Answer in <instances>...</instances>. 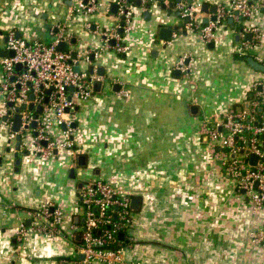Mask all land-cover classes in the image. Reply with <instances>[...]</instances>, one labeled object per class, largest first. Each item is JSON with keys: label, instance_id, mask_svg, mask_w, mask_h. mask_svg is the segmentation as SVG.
I'll use <instances>...</instances> for the list:
<instances>
[{"label": "crops", "instance_id": "0c3cea01", "mask_svg": "<svg viewBox=\"0 0 264 264\" xmlns=\"http://www.w3.org/2000/svg\"><path fill=\"white\" fill-rule=\"evenodd\" d=\"M235 1L191 5L204 22L214 15L213 6L219 10ZM245 1L253 6L244 25L260 30L258 41L247 39L248 31L240 33L241 19L230 23L231 16L215 28L211 42L184 27L164 40L161 29L182 21L177 7L170 10L167 0L168 7L154 6L149 19L143 0L142 6L132 2L133 16L123 32L127 50L118 53L104 46L101 35L118 23L112 0H98L92 13L72 12L79 0H0V52L11 32L48 42L63 29L66 50L99 52L93 62H80L81 71L90 73L93 66L95 73L104 72L101 91L76 100L75 148L46 157L28 141L16 170L13 124L0 121V264H105L83 262L70 239L85 175L139 199L121 264H264V246L251 237L264 226V206H256L225 174L221 150L207 133L264 81V72L246 59L264 64V2ZM51 130L63 138L61 128ZM48 203L62 210L60 234L43 233L28 218V211Z\"/></svg>", "mask_w": 264, "mask_h": 264}, {"label": "built area", "instance_id": "2783aa9c", "mask_svg": "<svg viewBox=\"0 0 264 264\" xmlns=\"http://www.w3.org/2000/svg\"><path fill=\"white\" fill-rule=\"evenodd\" d=\"M115 1L118 4L115 13L118 23L102 31L101 35L106 48L112 47L118 53H124L127 46L120 29L126 31L129 28L133 6L130 0ZM252 6L245 0H237L231 7L221 6L217 11V18L205 23L196 16L198 8L188 4L186 0H181L176 5L181 12L184 29L199 31L207 43L213 40L215 28L228 16L249 17ZM97 8L98 0H79L72 12L92 13ZM236 11L239 14L236 15ZM186 18H190V21H185ZM246 31L252 33L254 41L261 37L257 27H246L243 32ZM65 39L63 29L51 43L39 40L28 42L11 32L7 36L6 54H0V97L4 100V107L0 109V121L12 126L19 108L22 122L18 133L22 136V147H27L30 134L36 147L34 152L46 157L52 156L55 150L76 147L72 118L76 100L92 97L95 93L94 83L103 77L95 72L91 74L75 69L81 57L87 62H93L91 55L94 54L96 58L99 52H88L74 58L73 51L57 48ZM112 40L115 42L112 43ZM11 51L14 52L13 56L9 54ZM252 91L245 104L238 109H230L225 120L207 133L213 145L221 150L220 160L225 174L236 180L237 189L245 191V195L256 206L263 207L264 81L256 82ZM30 105H33L32 110ZM39 107H42L41 113L37 112ZM55 127L62 129V139L51 130ZM16 135L13 132L12 138L15 139ZM252 155L257 156L255 163L251 162ZM131 200V196L122 194L112 182L91 179L82 183L79 189L82 213L72 225L70 239L74 241L77 254L84 255L83 262L121 264V249L128 242V232L133 226ZM28 216L32 225L41 232L50 235L61 233L60 227L58 228L62 218L60 206L48 203L39 209L28 211ZM25 229L23 222L18 232L20 240L25 235ZM121 233L125 234L124 240L119 238ZM78 234L81 235L80 241L76 240ZM251 237L264 246V226L253 232Z\"/></svg>", "mask_w": 264, "mask_h": 264}, {"label": "water", "instance_id": "95a60500", "mask_svg": "<svg viewBox=\"0 0 264 264\" xmlns=\"http://www.w3.org/2000/svg\"><path fill=\"white\" fill-rule=\"evenodd\" d=\"M136 1V0H135ZM172 2L170 3V7H169V9L171 10L172 8H174L176 5H177V3L178 2H180L181 0H171ZM188 1V3L191 5L192 4V2H193V0H187ZM257 2H264V0H256ZM134 3H136V5L137 6H142L143 5V0H137L136 2H134ZM250 4L252 5L253 4V2H250ZM154 6H156V7H162L163 9H166L167 7H168V5H167V3H166V0H146V11L144 12V15H145V17H147V18H151L152 17V15H153V13H152V8L154 7ZM208 4L207 3H204L203 5H202V8H201V11H204V12H206L207 10H208ZM218 7L217 6H213V8H212V11H213V13H214V15L211 17V18H208L207 20H205L204 22L205 23H208L209 21H210V19L211 20H215L216 18H217V9ZM112 10L114 11V12H117V10H118V4L116 3V1L115 0H112ZM263 10H264V6H263ZM176 13V15L177 16H180V10H176L175 11ZM235 14L237 15V14H239V11H236L235 12ZM124 18V17H123ZM239 18L241 19V23H240V25L238 26V30H239V32L241 33V32H243L244 31V29H245V25H244V20L247 18V17H245V16H243V15H239ZM185 21H190V18H186L185 19ZM229 22L230 23H234V18H229ZM124 23V22H123ZM184 26V21H181V23H180V25H175L174 27H164V28H162L161 29V32L162 33H164V37H163V39L164 40H171V38H172V32H173V30H179V28L180 27H183ZM187 31V30H186ZM186 31H184V32H186ZM120 32L121 33H123L124 32V29L122 28V29H120ZM19 36V35H18ZM246 37H247V39H251L252 38V33H247L246 34ZM237 40H240V34H238L237 35ZM112 43H114L115 41L114 40H112L111 41ZM57 48L59 49V50H63V51H65L66 49H67V43L66 42H64V41H62L58 46H57ZM1 55H5L6 54V51L5 50H2L1 52ZM11 56H13L14 55V52L13 51H11L10 53H9ZM78 55H79V52L78 51H74L73 52V57L74 58H77L78 57ZM247 61L250 63V65L251 66H253L254 68H256V69H258V70H260V71H263L264 72V64L263 63H261V62H259L258 60H256L254 57H252V56H248L247 58ZM83 60H85L83 57H81L80 59H79V61L77 62V64H76V66H75V69L77 70V71H80L81 70V67H80V62L81 61H83ZM91 60L92 61H94L95 60V56H94V54H92L91 55ZM18 67L20 68V65H18ZM94 71H95V69H94V67L93 66H91L90 67V73L91 74H93L94 73ZM102 71V70H101ZM100 75H103L104 74V72H101V73H99ZM70 89L71 90H73V87H70ZM101 89H102V82L101 81H96L95 83H94V91L95 92H100L101 91ZM31 97H33V96H31ZM11 106L13 105L12 103L10 104ZM30 109L32 110L33 109V105H30ZM37 112L38 113H41L42 112V107H39V108H37ZM21 122H22V114H20V109L19 108H17V110H16V114H15V116H14V123H13V127H12V131L13 132H16L17 133V135H16V142H15V150H16V152L14 153V156L15 157H17V159H16V161H15V163H16V170H19V166H20V164H21V159L20 158H18V156H19V154L20 153H28V149H26V148H24V147H22V136H21V134H19L18 132L20 131V127H21ZM36 126V123L34 122L33 123V127H35ZM73 126L75 127L76 125H75V123L73 124ZM64 127H65V125H64ZM44 144H47L46 142H44ZM11 152V148H8L7 150H6V154H8V153H10ZM58 151L57 150H55V153H57ZM4 160V155H0V163H2V161ZM80 162H79V164L81 165V166H84L85 164H86V158H85V156L84 155H82V156H80ZM256 160H257V156L256 155H252L251 156V162L252 163H255L256 162ZM82 186V184H80V187ZM243 192H245V191H243ZM138 203H139V199H137L136 197H134V198H132V200H131V207L132 208H137V205H138ZM119 238L121 239V240H124V238H125V234L124 233H121L120 235H119ZM76 240L77 241H80L81 240V235L80 234H78L77 236H76ZM79 257H80V259H84V255L83 254H79Z\"/></svg>", "mask_w": 264, "mask_h": 264}, {"label": "rangeland", "instance_id": "374dc122", "mask_svg": "<svg viewBox=\"0 0 264 264\" xmlns=\"http://www.w3.org/2000/svg\"><path fill=\"white\" fill-rule=\"evenodd\" d=\"M175 11L176 10H174V13H175ZM26 40V39H25ZM53 40V39H52ZM26 41H28V42H30V40H26ZM32 41V40H31ZM3 40L2 41H0V46L3 44ZM52 41L51 40H49L48 42L46 41L45 43H51ZM5 44V43H4ZM28 135V134H27ZM28 141L31 143L32 142V135H28ZM91 179H93V176H87V175H85L81 180H82V182H86V181H88V180H91ZM80 203V202H79ZM78 212L81 214L82 213V210L81 209H78Z\"/></svg>", "mask_w": 264, "mask_h": 264}, {"label": "trees", "instance_id": "16d2710c", "mask_svg": "<svg viewBox=\"0 0 264 264\" xmlns=\"http://www.w3.org/2000/svg\"><path fill=\"white\" fill-rule=\"evenodd\" d=\"M130 1L133 2V3L135 2V0H130Z\"/></svg>", "mask_w": 264, "mask_h": 264}]
</instances>
